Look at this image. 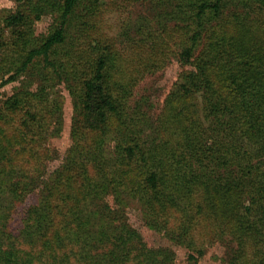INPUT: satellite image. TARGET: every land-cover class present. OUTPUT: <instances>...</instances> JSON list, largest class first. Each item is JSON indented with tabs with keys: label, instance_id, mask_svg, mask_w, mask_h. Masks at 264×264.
Wrapping results in <instances>:
<instances>
[{
	"label": "trees",
	"instance_id": "16d2710c",
	"mask_svg": "<svg viewBox=\"0 0 264 264\" xmlns=\"http://www.w3.org/2000/svg\"><path fill=\"white\" fill-rule=\"evenodd\" d=\"M102 1L15 0V8L0 18L1 83L16 80L35 59H40L44 68L67 83L75 107L68 155L47 180L39 181L40 174L33 173L40 172L41 164L50 157V150L42 144L60 109L50 95L45 82L48 79L44 77L36 90L19 89L3 100L0 205L23 198L33 185L40 187V197L25 211L24 226L18 234L7 230V208L0 209V264H70L71 255L77 264H166L172 260V252L148 248L126 221L124 206L128 199L141 204L150 227L181 243L192 241V225L204 209L196 201L198 196L247 198L243 208L248 217L251 202L264 201V168L251 164L248 146L251 125L246 123H251V108L258 105V101L251 103V84L245 87L248 69L239 62L238 73L230 74L231 83L242 91L240 100L233 103L222 99L211 80L209 68L217 59L194 56L205 31L214 33L210 23L222 14L225 0H184L179 4L184 7L181 12L185 24L175 29L191 31L179 57L196 68L180 75L175 94L197 95L204 115L199 122L189 121L176 141L166 138L150 145L139 135L141 119L129 116L125 109L128 86L113 79L115 57L111 46L89 35L86 40L72 38L71 45L77 44L74 50L63 47L73 19H82V32L92 29L89 18L100 13ZM239 1L248 9L264 10V0ZM79 9L81 14H77ZM54 11L58 16L50 33L36 37L35 21ZM89 41H95L92 46L98 49L96 56ZM225 52L237 59L228 46ZM263 65H251L252 81L264 78ZM240 112H246L248 122L241 120ZM15 117L24 134L13 129ZM111 117L116 118L115 128L109 127ZM16 137L23 145L19 167L11 157ZM112 141L113 146L109 144ZM171 210L181 215V219L173 218V224L169 221ZM24 244L39 247L32 252L24 249ZM189 262L197 264L193 254Z\"/></svg>",
	"mask_w": 264,
	"mask_h": 264
},
{
	"label": "rangeland",
	"instance_id": "374dc122",
	"mask_svg": "<svg viewBox=\"0 0 264 264\" xmlns=\"http://www.w3.org/2000/svg\"><path fill=\"white\" fill-rule=\"evenodd\" d=\"M180 3H184V0H103L100 13L89 18L92 20V29L87 28L82 32V19H73L70 37L63 46L65 50H74L77 44L71 45L74 41L72 38L84 37L86 40L89 35L93 36V40H104V45L111 46L115 57L111 69L113 79L128 86L129 96L125 109L129 116L141 119L139 135L149 145L166 138L176 141L189 121L194 119L199 122L204 115L197 95L187 97L175 94L178 93L180 75L196 68L194 64L183 63L179 57L188 34L191 33L179 27L175 29L176 26L185 24V15L181 12L184 7L180 8ZM224 3L222 14L210 23L214 33L205 31L196 46L194 56L217 59L214 66L209 68L211 80L222 99L233 103L240 100L242 96L239 92L242 91L231 83V75L235 71L238 73L239 62L245 63V66L242 65L249 73V82H245V87L251 84V103L258 101V105L255 109L251 108V123L246 118V112H240L239 116L241 120L245 118L243 122L247 121L246 124L251 125V143L248 145H251V164H259L264 168V99L259 100L264 96V78L252 81L250 68L251 65L264 64V10L258 7L248 9L239 0H225ZM16 4L14 0L12 8L0 7V18L14 9ZM77 14H81V9L77 10ZM57 16L58 12L54 11L36 20L35 36L42 38L48 35ZM85 40L81 39V42L85 43ZM89 42H92L91 46L95 44V41ZM226 46L237 54V59L227 56ZM93 50V55L96 56L98 49L93 47ZM220 50H223L222 54ZM44 77H47L48 81L45 82L50 95L56 99L60 109L50 124V131L45 133L46 140L42 144L50 150V157L41 164L40 172L33 173L34 176L40 174L39 181L49 178L64 162L71 148V129L75 116L73 97L66 87L67 83L63 79L58 80L50 68H44L40 59H35L16 80L5 84L0 81L1 108L6 97L19 89L36 90L42 85ZM117 91L121 93L118 87ZM253 93H256L255 96ZM19 123L18 117H15L11 124L16 125L12 127L18 128L17 133L24 134L23 126H19ZM116 124V118L111 117L109 127L115 128ZM15 141L17 143L12 144L14 152L11 157L13 164L19 167L23 145L18 143L17 137ZM109 144L113 146L114 141ZM256 150L258 153H255ZM39 189L40 187L33 185L23 198L14 199L12 203H1V210L3 207L7 208L4 215L9 232L18 234L23 228L25 211L38 203ZM198 197L200 198L196 201L204 209L198 213L196 222L192 225V241L188 240L186 243L171 240L164 233L150 227L144 209L134 199L126 201L125 219L140 233L148 248H164L172 252V260L166 264H191L190 254L196 257L197 264L264 263V201L257 199V204L251 202V217H248L243 208L247 198L242 200L238 195L226 198L214 195L210 199L204 195ZM108 199L113 202L112 196H108ZM169 217H172L170 224H173V218L181 219V215L172 210ZM38 247L23 245L24 249L32 252H36ZM68 261L70 264H77L72 255Z\"/></svg>",
	"mask_w": 264,
	"mask_h": 264
},
{
	"label": "clouds",
	"instance_id": "9594fccd",
	"mask_svg": "<svg viewBox=\"0 0 264 264\" xmlns=\"http://www.w3.org/2000/svg\"><path fill=\"white\" fill-rule=\"evenodd\" d=\"M14 6V0H0V7L12 8Z\"/></svg>",
	"mask_w": 264,
	"mask_h": 264
}]
</instances>
